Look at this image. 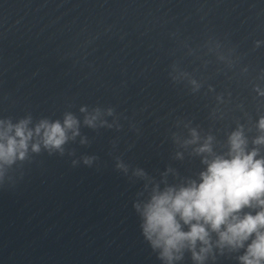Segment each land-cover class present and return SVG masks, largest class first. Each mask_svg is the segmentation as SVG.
Listing matches in <instances>:
<instances>
[{"label": "clouds", "instance_id": "9594fccd", "mask_svg": "<svg viewBox=\"0 0 264 264\" xmlns=\"http://www.w3.org/2000/svg\"><path fill=\"white\" fill-rule=\"evenodd\" d=\"M94 119L85 123L91 126ZM29 122L21 120L13 125L9 121L6 127H0V162L10 164L17 157L22 159L34 136L46 148L61 149L68 131L78 125L71 114L65 116L63 124L42 120L29 129ZM4 123L0 121V125ZM259 129L264 131V118L259 121ZM253 144H264V136ZM32 149L39 151V143ZM198 152L211 157L203 159L206 169L200 172L198 181L189 180L162 191L153 189L142 209L136 205L143 236L154 251L159 250V259L166 264L182 259L185 251L197 264H203L212 251L213 234L216 247L243 249L237 258L239 264H264V156L256 147L249 150L242 131L230 135L225 154L213 153L209 143ZM89 162L86 158L85 163Z\"/></svg>", "mask_w": 264, "mask_h": 264}]
</instances>
